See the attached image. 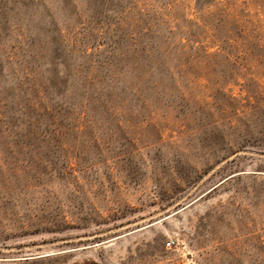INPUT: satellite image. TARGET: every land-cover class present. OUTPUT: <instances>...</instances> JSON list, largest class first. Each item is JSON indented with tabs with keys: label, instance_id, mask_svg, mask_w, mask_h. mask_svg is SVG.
I'll use <instances>...</instances> for the list:
<instances>
[{
	"label": "rangeland",
	"instance_id": "374dc122",
	"mask_svg": "<svg viewBox=\"0 0 264 264\" xmlns=\"http://www.w3.org/2000/svg\"><path fill=\"white\" fill-rule=\"evenodd\" d=\"M0 264H264V0H0Z\"/></svg>",
	"mask_w": 264,
	"mask_h": 264
},
{
	"label": "built area",
	"instance_id": "2783aa9c",
	"mask_svg": "<svg viewBox=\"0 0 264 264\" xmlns=\"http://www.w3.org/2000/svg\"><path fill=\"white\" fill-rule=\"evenodd\" d=\"M170 244H171L170 242H167V246H170Z\"/></svg>",
	"mask_w": 264,
	"mask_h": 264
}]
</instances>
